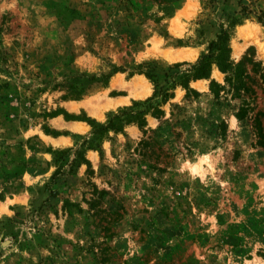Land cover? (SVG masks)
I'll use <instances>...</instances> for the list:
<instances>
[{
	"label": "rangeland",
	"instance_id": "rangeland-1",
	"mask_svg": "<svg viewBox=\"0 0 264 264\" xmlns=\"http://www.w3.org/2000/svg\"><path fill=\"white\" fill-rule=\"evenodd\" d=\"M258 10L264 0H0V264H264V147L229 94L185 100L177 86L145 135L135 123L93 134L62 113L104 124L152 94L130 74L138 63L194 62L220 26L229 59L264 71ZM185 48L192 59L162 56ZM75 150L88 165H70Z\"/></svg>",
	"mask_w": 264,
	"mask_h": 264
},
{
	"label": "trees",
	"instance_id": "trees-1",
	"mask_svg": "<svg viewBox=\"0 0 264 264\" xmlns=\"http://www.w3.org/2000/svg\"><path fill=\"white\" fill-rule=\"evenodd\" d=\"M243 13H250L247 8L242 7ZM255 21L264 28V10H258L254 13ZM236 21L233 22V24ZM177 42L179 40H176ZM228 32L222 26L216 33L214 39L208 41L206 52L199 55L194 62H174L170 65L161 66L158 61L150 60L147 62L138 63L130 74H142L149 79L153 84L152 94L146 97L142 102H132L131 107H124L116 114H112L104 124H97L93 119L85 116L79 117L77 115L67 114L62 112L66 119L83 120L91 127L92 133L98 134L113 130L114 132H121L123 125L135 123L136 127L145 135V115L149 114L154 118L163 116V110L160 108L162 104L173 98V90L179 86L184 90L183 99L197 98L200 95H208L211 100L215 102L220 101L221 93L229 94V99L233 101L231 110L232 115L238 122H245L254 136V144L264 147V71L259 68L257 62H253L248 56H243L237 62L233 63L229 59ZM215 65L217 70L223 74V83L216 82L209 78L212 65ZM248 65L247 67L245 65ZM114 71H123L121 67H115ZM208 79L207 93L199 92L197 89L190 87V81L196 79ZM159 79L162 82H159ZM261 94V106L257 107L255 100L257 99L256 91ZM78 93L77 90H74ZM79 91V90H78ZM158 97V100L156 98ZM223 100H226L224 97ZM227 105L228 103L225 102ZM171 108H177V104L170 103ZM61 112L53 111L51 116L57 115ZM95 124V127H94ZM214 129L218 131V135H223L225 131V123L223 119H219L217 123L212 124ZM168 129V123L163 121V126L153 129L157 133L160 130ZM58 135L59 133H53ZM139 144H146L147 142L140 139ZM95 147L89 146L98 152L99 157L102 156V151L99 145ZM54 162L63 161L68 149L65 150H50ZM75 157L69 162L70 165L74 163L83 162L89 164L80 150L74 151ZM79 155V156H78ZM57 162V163H58ZM58 169V166L56 167ZM58 170H55L52 178L55 179Z\"/></svg>",
	"mask_w": 264,
	"mask_h": 264
},
{
	"label": "bare ground",
	"instance_id": "bare-ground-1",
	"mask_svg": "<svg viewBox=\"0 0 264 264\" xmlns=\"http://www.w3.org/2000/svg\"><path fill=\"white\" fill-rule=\"evenodd\" d=\"M195 53L191 48H185L179 51L173 52H164L162 53V56L166 61L172 62L176 60H182V59H192L194 57Z\"/></svg>",
	"mask_w": 264,
	"mask_h": 264
},
{
	"label": "crops",
	"instance_id": "crops-1",
	"mask_svg": "<svg viewBox=\"0 0 264 264\" xmlns=\"http://www.w3.org/2000/svg\"><path fill=\"white\" fill-rule=\"evenodd\" d=\"M214 66H215V65H214ZM214 66H213V72H214V68H216V66H215V67H214ZM210 70L212 71V68H211ZM216 73H219V75H222V80H221V82H223V74L220 73V72L217 70V68H216ZM209 78L214 79L213 76L211 75V73H210ZM214 80H215L216 82H218V80H216V79H214ZM198 82L202 85V87H204L202 90H205V89L207 88V85H208V79H204V78L196 79V80L190 81L189 85H191L190 87L197 89V91H200L199 88H196V87L192 86V85H196V84L199 85ZM203 82H206V85H203ZM122 98H123V97H122ZM77 126L80 127V128L83 127L81 124H77Z\"/></svg>",
	"mask_w": 264,
	"mask_h": 264
}]
</instances>
